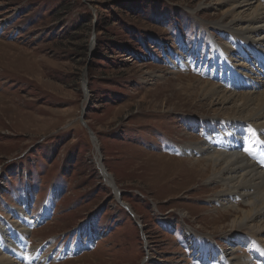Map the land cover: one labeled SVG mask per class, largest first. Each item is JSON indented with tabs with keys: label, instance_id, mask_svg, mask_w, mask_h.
I'll return each mask as SVG.
<instances>
[{
	"label": "rangeland",
	"instance_id": "374dc122",
	"mask_svg": "<svg viewBox=\"0 0 264 264\" xmlns=\"http://www.w3.org/2000/svg\"><path fill=\"white\" fill-rule=\"evenodd\" d=\"M229 8L218 0H0L1 243L27 238V248L54 255L46 264H225L232 251L240 264H263L225 241L233 229L213 196L220 184L205 183L184 162L202 156L182 150L205 143L216 132L210 121L224 126L240 104L221 106L204 82L238 95L264 88L262 73L241 80L242 91L215 73L222 45L243 74L263 64L234 53L240 36L214 29L228 24ZM232 202L244 209L241 198ZM186 229L220 254L198 257L201 244Z\"/></svg>",
	"mask_w": 264,
	"mask_h": 264
},
{
	"label": "bare ground",
	"instance_id": "6f19581e",
	"mask_svg": "<svg viewBox=\"0 0 264 264\" xmlns=\"http://www.w3.org/2000/svg\"><path fill=\"white\" fill-rule=\"evenodd\" d=\"M218 1L229 3L230 8L223 15L226 19L230 18L228 24L232 23V25H224V22L219 21L213 23L214 29L225 35L231 32L240 36L239 40H234L232 43L234 53H239L245 58H254L256 61L262 62L264 68V8L259 5L258 0ZM202 6H205V4ZM256 24L258 26H255ZM235 25H238V27ZM255 35L260 36L256 41L253 40ZM222 47H219V52L215 55L216 62L219 65L216 66L215 73L222 76L225 81L233 79V81L238 82L239 86H242L241 80L251 79L249 81H254L252 76L256 74L259 76L264 71L256 70L257 68L254 71L253 69L247 71L246 74H243V71H237L236 67L232 65L233 62H228L229 59L224 56L226 55V53L224 54V48L226 47L223 45ZM260 62L259 64H261ZM203 86L209 88L210 94L213 98L216 97L219 100L221 106H225L230 102L235 104L238 102L241 106L237 107L240 104L237 106L234 104L235 114L226 116L231 121L220 124L224 125L222 127L213 129L211 128L212 125L218 127L216 125L219 124L213 123V120L210 121L211 125L209 124L208 127H210V130L216 131L217 137L207 135L208 140L205 143L193 142L191 145L184 146L182 148L183 154L190 155L196 152L202 156V159L193 160L194 165L191 164L190 160L184 162H187L191 166V170L200 178H203L205 183L216 182L220 184L218 191L213 196L216 197V202L220 201L218 203L225 206L224 215L229 219L227 225L233 229L225 237V241L228 240L233 248L234 246H246L264 264V171L256 165L259 156L264 153V144L258 142L264 140V83H262V93H255V87L251 84L249 88L252 89V92L239 95L208 82H204ZM253 130L255 134H253ZM220 146L222 150H217L216 148ZM248 147L251 148L250 153L244 150ZM160 159H163L162 156ZM101 171L102 176L112 187L113 181L107 177L105 169L101 167ZM112 188L114 189V187ZM236 198L244 200V209H239L233 205L232 200ZM25 199L29 200L28 195ZM46 211L47 209L44 210V212ZM23 213L25 212H22L20 216L27 221V216ZM32 227L33 225L30 223L28 228L31 229ZM2 230L0 228V235ZM186 235L193 240L196 246L201 244L202 249L198 251L200 254L197 255L198 257L205 260L211 258L213 256L211 250L216 251V254H220L218 253L219 250L215 248L216 245L207 238L200 239L189 229H186ZM28 242L27 238H23L20 244L9 241L5 244L0 242V250L5 253L0 257V264H27L26 260L34 261L30 264H46L50 260H55L54 255L42 257V249L27 248ZM75 249L71 248V251ZM68 251L71 252L70 248H67L64 253H69ZM230 253L232 256L230 261L224 259L226 264H240L236 257H233L235 256L234 251ZM252 264H255V262H252Z\"/></svg>",
	"mask_w": 264,
	"mask_h": 264
},
{
	"label": "water",
	"instance_id": "95a60500",
	"mask_svg": "<svg viewBox=\"0 0 264 264\" xmlns=\"http://www.w3.org/2000/svg\"><path fill=\"white\" fill-rule=\"evenodd\" d=\"M83 87H84V89L86 90L85 91V93H87V82L86 81H83ZM90 134H91V137H92V135H93V133L92 132H90ZM94 138V137H93ZM112 187H114V191L116 192V194H117V196H118V193H117V191H116V189H115V186H114V184H113V186Z\"/></svg>",
	"mask_w": 264,
	"mask_h": 264
},
{
	"label": "snow or ice",
	"instance_id": "6c2138e0",
	"mask_svg": "<svg viewBox=\"0 0 264 264\" xmlns=\"http://www.w3.org/2000/svg\"><path fill=\"white\" fill-rule=\"evenodd\" d=\"M253 134H255V131L254 130H253ZM258 142L261 143V144H264V140H259ZM244 150H245V152H248V153L251 152V148L250 147L245 148Z\"/></svg>",
	"mask_w": 264,
	"mask_h": 264
}]
</instances>
